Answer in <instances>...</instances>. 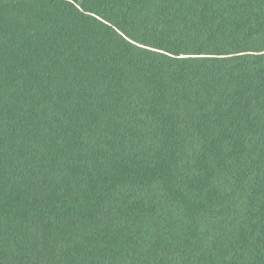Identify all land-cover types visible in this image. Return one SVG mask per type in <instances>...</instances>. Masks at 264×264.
Returning a JSON list of instances; mask_svg holds the SVG:
<instances>
[{"label":"trees","instance_id":"trees-1","mask_svg":"<svg viewBox=\"0 0 264 264\" xmlns=\"http://www.w3.org/2000/svg\"><path fill=\"white\" fill-rule=\"evenodd\" d=\"M0 264H264V0H0Z\"/></svg>","mask_w":264,"mask_h":264}]
</instances>
